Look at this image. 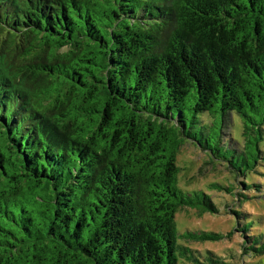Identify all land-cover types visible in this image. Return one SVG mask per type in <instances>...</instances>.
<instances>
[{"label":"trees","instance_id":"16d2710c","mask_svg":"<svg viewBox=\"0 0 264 264\" xmlns=\"http://www.w3.org/2000/svg\"><path fill=\"white\" fill-rule=\"evenodd\" d=\"M186 143L243 177L211 184L226 234L177 231L221 213L179 187ZM262 172L264 0H0V264L255 262ZM234 232L229 261L190 245Z\"/></svg>","mask_w":264,"mask_h":264},{"label":"rangeland","instance_id":"374dc122","mask_svg":"<svg viewBox=\"0 0 264 264\" xmlns=\"http://www.w3.org/2000/svg\"><path fill=\"white\" fill-rule=\"evenodd\" d=\"M231 130L235 137H239L238 135L241 130V124L236 116L232 121ZM225 132V136L231 137L229 134L231 133L230 128L226 129ZM233 144H236V142H233ZM177 164L181 168L178 175L179 187L183 191L192 192L194 190H202L205 193H208L215 199L221 211V213L218 214H211L207 212L200 213L196 208L192 207L182 208L175 215L177 231L182 232L186 229H190L193 231L205 230L226 234L228 231L234 229L236 226V218L234 215L230 214L228 209H225L227 201H231V197H229L230 193L218 188H212L211 184L218 183L224 186H232L235 187L232 192L240 193L245 191L243 189L244 187L239 185V182L243 181V177L239 175L236 176L234 180L230 171H228V168L222 162H217L216 160L212 162L205 152L195 148L191 143H186L181 146L179 153L177 154ZM257 176L258 177H255L253 181L261 182V184H263L264 172ZM238 198L240 199L241 197ZM248 205L244 204L242 207L245 206L246 208H250ZM240 241L241 237L238 233L234 232L229 239L224 238L219 241H204L199 243L190 242V245L196 249L198 248L203 253L209 249L215 251L222 249L221 247H228L226 255L221 251L219 253L222 258L229 261V254L236 251L237 244ZM197 256L198 261L181 259L178 264H199L203 257L198 254ZM253 261H255V259ZM251 262L252 260L250 259L248 264H264V255L257 258L255 262Z\"/></svg>","mask_w":264,"mask_h":264}]
</instances>
